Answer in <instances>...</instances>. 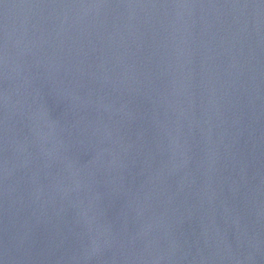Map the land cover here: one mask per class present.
I'll use <instances>...</instances> for the list:
<instances>
[{
	"label": "water",
	"instance_id": "95a60500",
	"mask_svg": "<svg viewBox=\"0 0 264 264\" xmlns=\"http://www.w3.org/2000/svg\"><path fill=\"white\" fill-rule=\"evenodd\" d=\"M0 264H264V0H0Z\"/></svg>",
	"mask_w": 264,
	"mask_h": 264
}]
</instances>
